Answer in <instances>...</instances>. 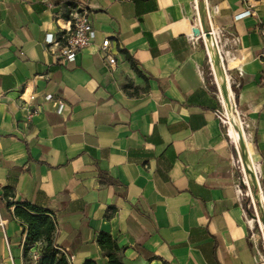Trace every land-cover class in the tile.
I'll use <instances>...</instances> for the list:
<instances>
[{"label": "crops", "instance_id": "obj_1", "mask_svg": "<svg viewBox=\"0 0 264 264\" xmlns=\"http://www.w3.org/2000/svg\"><path fill=\"white\" fill-rule=\"evenodd\" d=\"M248 1L235 19L245 0H0V260L24 264L14 208L29 203L71 264L108 262L102 232L124 264H264L249 207L264 220V0ZM74 2L115 42V71L92 48L70 63L44 50ZM222 98L250 124L237 150Z\"/></svg>", "mask_w": 264, "mask_h": 264}, {"label": "built area", "instance_id": "obj_2", "mask_svg": "<svg viewBox=\"0 0 264 264\" xmlns=\"http://www.w3.org/2000/svg\"><path fill=\"white\" fill-rule=\"evenodd\" d=\"M245 5L248 7L245 11L235 16V19H241L251 16L253 13L249 9V1L245 0ZM65 12L68 16L69 28L61 31L58 35L52 34L47 35L42 42L44 50L52 53L61 62H75L78 54L85 48H92L93 55L97 60H100L106 64L111 70L115 71L118 66V60L116 54H114L113 47L115 42L111 38H104L101 42L97 39V28H96V12H91L88 4L84 2H74L65 6ZM255 14V13H254ZM260 34L262 40V52L261 57H264V19L260 21ZM210 32L214 36V31L211 29ZM238 39V38H237ZM36 98L35 95L31 96V100ZM46 101H52L53 96L51 94L46 95ZM223 100L224 116L221 120L232 127L231 117L225 109L226 105ZM65 105L58 101V111L62 112ZM235 147H238L237 142ZM9 169L0 168V174H8ZM253 209L254 216L251 221L254 222L252 227V237L264 240V225L261 219V215L257 209L255 201L252 200L249 205ZM258 225V228H257ZM257 230V232H255ZM31 247V246H30ZM42 255L41 249L32 246L30 251L31 259L36 262ZM70 263H73L74 257L67 255ZM0 264H12L1 259Z\"/></svg>", "mask_w": 264, "mask_h": 264}, {"label": "trees", "instance_id": "obj_3", "mask_svg": "<svg viewBox=\"0 0 264 264\" xmlns=\"http://www.w3.org/2000/svg\"><path fill=\"white\" fill-rule=\"evenodd\" d=\"M202 6V0H200ZM252 191L257 197L258 190L254 183V176L248 174ZM14 215L22 221L26 229V241L24 249V264H71L67 257V252L55 245L54 231L55 223L48 215V211L37 208L29 203L18 204L14 208ZM44 238L47 242L43 248L40 259L34 262L29 256V246ZM97 242L103 251V255L108 258L106 264H124L122 251L123 249L115 242L111 235L99 233ZM84 264H98L94 260H87Z\"/></svg>", "mask_w": 264, "mask_h": 264}, {"label": "rangeland", "instance_id": "obj_4", "mask_svg": "<svg viewBox=\"0 0 264 264\" xmlns=\"http://www.w3.org/2000/svg\"><path fill=\"white\" fill-rule=\"evenodd\" d=\"M228 110H229V112H228L229 116L231 117L232 126H234V129H235V131L237 133V137H233L234 147H235V143L234 142H237V145H238V147L235 148L237 150V149H240L241 136H243V139L246 141V137H245V134H244V132L242 130V124L241 123H242V121H245V119H247V115H246V113L242 112V105H240L239 102H238V106H236L235 104H232V106L230 108H228ZM240 133L242 135H240ZM255 180H256V177H255ZM257 208H258V206H257ZM258 211H259V213L261 215V211H260L259 208H258ZM261 219H262V222H263V225H264V220H263L262 216H261ZM257 228H258V225H257ZM255 232H257V230H255Z\"/></svg>", "mask_w": 264, "mask_h": 264}, {"label": "water", "instance_id": "obj_5", "mask_svg": "<svg viewBox=\"0 0 264 264\" xmlns=\"http://www.w3.org/2000/svg\"><path fill=\"white\" fill-rule=\"evenodd\" d=\"M202 28L205 32V35H206V38L207 40H213V34L210 32V30L206 27L205 23L202 22ZM194 33L195 34H200L201 33V30L200 28L196 27L195 30H194Z\"/></svg>", "mask_w": 264, "mask_h": 264}, {"label": "bare ground", "instance_id": "obj_6", "mask_svg": "<svg viewBox=\"0 0 264 264\" xmlns=\"http://www.w3.org/2000/svg\"><path fill=\"white\" fill-rule=\"evenodd\" d=\"M215 60H217V59H215ZM241 124H242V129L244 131L245 137L247 138V136H248L247 129L249 128L250 124H249L248 121H242ZM231 134H232V136L237 137V133H236V131L234 130L233 127H231ZM0 234H1V231H0Z\"/></svg>", "mask_w": 264, "mask_h": 264}]
</instances>
